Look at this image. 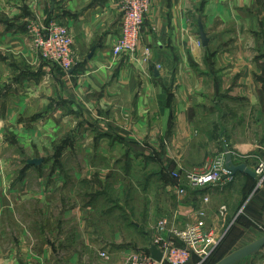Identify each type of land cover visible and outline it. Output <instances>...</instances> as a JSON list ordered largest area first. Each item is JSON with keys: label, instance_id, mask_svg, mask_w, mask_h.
<instances>
[{"label": "crops", "instance_id": "obj_1", "mask_svg": "<svg viewBox=\"0 0 264 264\" xmlns=\"http://www.w3.org/2000/svg\"><path fill=\"white\" fill-rule=\"evenodd\" d=\"M121 16L119 0H0V80H17L0 86V134L64 138L57 151L0 168V264H66L68 255L80 264L75 239L93 251V234L117 238L158 218L184 227L203 209L218 229L234 182L250 191L246 217L264 219L256 178L185 179L225 147L251 168V154L264 150V0H150L137 50L114 55ZM50 20L72 37L68 72L32 45L33 27ZM178 168L181 180L171 176ZM124 252L103 263L125 264Z\"/></svg>", "mask_w": 264, "mask_h": 264}, {"label": "built area", "instance_id": "obj_2", "mask_svg": "<svg viewBox=\"0 0 264 264\" xmlns=\"http://www.w3.org/2000/svg\"><path fill=\"white\" fill-rule=\"evenodd\" d=\"M122 11L120 30L113 45L114 55L120 53L133 54L139 44L145 15L149 9L150 0H119ZM31 41L39 56L46 62L57 65L62 71L68 72L74 66L73 40L66 25L54 20L48 24L35 26L31 30ZM180 169V168H179ZM252 169L255 172L257 184H264V159L255 161ZM171 176L181 180L180 171ZM186 181L191 186L216 184L230 181L232 176L224 166V156L216 157L201 173H187ZM182 196L186 190L179 186L177 190ZM207 202V199H204ZM205 210L198 211V217L184 227L170 226L167 219L162 218L158 224V234L150 240L143 250L137 248L127 255L125 264H200L220 241L223 234L205 224ZM155 245L161 252L160 261L150 257L149 247ZM100 256L107 258L106 251H100ZM196 260V261H195Z\"/></svg>", "mask_w": 264, "mask_h": 264}, {"label": "rangeland", "instance_id": "obj_3", "mask_svg": "<svg viewBox=\"0 0 264 264\" xmlns=\"http://www.w3.org/2000/svg\"><path fill=\"white\" fill-rule=\"evenodd\" d=\"M0 59L5 60V58L2 57H0ZM10 67L12 66L10 65ZM13 67L22 70L24 69L23 65L20 66L15 64ZM0 72L2 74V71ZM6 81L15 83L17 80L15 78H3L0 80V86L6 85ZM247 129H249L248 132H252L253 126H249ZM22 131L24 130L13 127L9 128L3 135L0 134V168H5L7 162H11L13 164L20 162L24 163L26 160L25 158H27L29 152L48 153L57 151L59 147L64 143L63 135L55 136L52 131L43 133L41 137H35L31 135L30 132L29 134L25 135ZM261 140L264 141V135L263 139H259V142H261ZM251 155V159L253 161L252 165H254L256 160L264 159V150L262 148L257 149ZM51 156L52 155H47V157H49L47 159H49L50 161H54L52 158H50ZM11 157H13V159H11ZM41 159L42 161H44L43 158ZM177 170L180 171V174L182 176V170L178 168L175 171ZM225 189L228 191V194L221 201L224 203L222 205L225 206L224 212L227 213L228 211H230L229 218L226 221H220V228L218 229L214 228L213 222H208L205 218V224L207 227L216 229L223 235L212 252L208 254V256H206L200 262V264H215L220 258L225 256L235 248L253 240L257 236L264 233L263 218L257 216L256 219H254V223H251L252 221H250L246 217V210L248 207L247 197L250 194V191L247 192V194H243V191H241V186L236 182L225 187ZM161 219L162 218H158L152 225V228L149 230H146L145 226L142 224L139 230H133V232L131 231V233L129 234H118L119 236L117 238V234H93V238H95V240L99 242L98 244H96V248L93 249V251L92 249H86L84 245H79L81 238L71 241L69 245H71L72 248L76 246V249H78L76 252H79V254H77V258L78 260L80 259V264L81 262L86 261V259L88 260L87 263L90 264H105L103 263L104 260H106L110 256V254L116 253L119 250L120 252L126 251L124 253L129 255L137 248L141 250L146 248L150 240H152V238H154L156 234H158L157 224ZM167 228L169 227L167 226ZM102 250L107 252V258L100 256V251ZM74 259V255H68L64 262H66V264H70ZM236 264H264V247L253 259L241 260Z\"/></svg>", "mask_w": 264, "mask_h": 264}, {"label": "water", "instance_id": "obj_4", "mask_svg": "<svg viewBox=\"0 0 264 264\" xmlns=\"http://www.w3.org/2000/svg\"><path fill=\"white\" fill-rule=\"evenodd\" d=\"M199 26V37L201 44L206 46L208 44L209 39L204 32L201 21L198 22ZM93 54V50L88 54V58H91ZM42 162L41 158H33L29 159L28 163L33 165H40ZM224 166L228 170L231 176H235L237 173H244L251 178H255L254 170L249 167L245 162L236 163L233 160L232 153L229 151L227 147H225L224 153ZM264 247V233L257 236L253 240L235 248L222 258H220L215 264H236L241 260L253 259L256 255H258L259 251ZM150 257L156 261H160L162 257V252L155 246L150 245L149 247Z\"/></svg>", "mask_w": 264, "mask_h": 264}, {"label": "trees", "instance_id": "obj_5", "mask_svg": "<svg viewBox=\"0 0 264 264\" xmlns=\"http://www.w3.org/2000/svg\"><path fill=\"white\" fill-rule=\"evenodd\" d=\"M236 161H243V160H241V159H239V158H235V162ZM222 257V256H221Z\"/></svg>", "mask_w": 264, "mask_h": 264}]
</instances>
